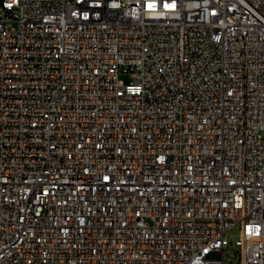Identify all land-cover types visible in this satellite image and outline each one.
Returning <instances> with one entry per match:
<instances>
[{"label":"built area","instance_id":"2783aa9c","mask_svg":"<svg viewBox=\"0 0 264 264\" xmlns=\"http://www.w3.org/2000/svg\"><path fill=\"white\" fill-rule=\"evenodd\" d=\"M0 264H264V0H0Z\"/></svg>","mask_w":264,"mask_h":264},{"label":"rangeland","instance_id":"374dc122","mask_svg":"<svg viewBox=\"0 0 264 264\" xmlns=\"http://www.w3.org/2000/svg\"><path fill=\"white\" fill-rule=\"evenodd\" d=\"M120 80H122L125 84H130V83L133 82L132 77L130 75H127V74H121L120 75ZM237 231L238 230L233 231V233L230 235V237L228 239V241H230L232 245H234V242H235V240L237 238L236 237V232Z\"/></svg>","mask_w":264,"mask_h":264}]
</instances>
